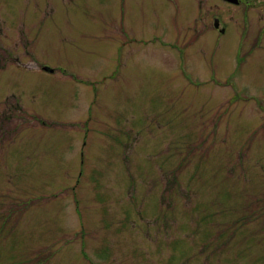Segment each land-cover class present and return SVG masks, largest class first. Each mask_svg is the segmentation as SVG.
Wrapping results in <instances>:
<instances>
[{
  "label": "rangeland",
  "instance_id": "rangeland-1",
  "mask_svg": "<svg viewBox=\"0 0 264 264\" xmlns=\"http://www.w3.org/2000/svg\"><path fill=\"white\" fill-rule=\"evenodd\" d=\"M201 9L0 0V264H264V22Z\"/></svg>",
  "mask_w": 264,
  "mask_h": 264
},
{
  "label": "flooded vegetation",
  "instance_id": "flooded-vegetation-1",
  "mask_svg": "<svg viewBox=\"0 0 264 264\" xmlns=\"http://www.w3.org/2000/svg\"><path fill=\"white\" fill-rule=\"evenodd\" d=\"M252 1L254 0H197L199 9L208 6V10H207L208 12L205 14L199 13L198 16L200 15L205 16V18L209 19L207 23H204V28H207L209 22L211 24V21H213V25L216 28V30H219L222 33H224L227 29V24L224 19L227 18L226 13L229 12V7L230 6L240 7L242 8V10L241 12H239L240 15H238L237 17H243L245 15L247 19L246 21L248 22L249 26H251V37H252L255 35V32H257L260 29L259 28L260 24L264 22V20H261L262 18H264L263 12L257 11L256 13H251V10H255L254 8H251ZM249 8L251 10H248ZM203 12H204V8H203ZM221 17L224 19H222ZM254 17L256 18L252 20V18ZM221 20L224 21L226 26L221 25Z\"/></svg>",
  "mask_w": 264,
  "mask_h": 264
},
{
  "label": "water",
  "instance_id": "water-1",
  "mask_svg": "<svg viewBox=\"0 0 264 264\" xmlns=\"http://www.w3.org/2000/svg\"><path fill=\"white\" fill-rule=\"evenodd\" d=\"M46 69H48V70L52 71V69H51V68H47V67H46Z\"/></svg>",
  "mask_w": 264,
  "mask_h": 264
}]
</instances>
